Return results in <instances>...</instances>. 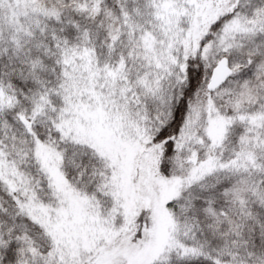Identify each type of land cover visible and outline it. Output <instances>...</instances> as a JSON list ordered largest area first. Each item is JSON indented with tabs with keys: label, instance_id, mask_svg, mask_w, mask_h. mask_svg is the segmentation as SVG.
I'll return each instance as SVG.
<instances>
[{
	"label": "snow or ice",
	"instance_id": "1",
	"mask_svg": "<svg viewBox=\"0 0 264 264\" xmlns=\"http://www.w3.org/2000/svg\"><path fill=\"white\" fill-rule=\"evenodd\" d=\"M0 264H264V0H0Z\"/></svg>",
	"mask_w": 264,
	"mask_h": 264
}]
</instances>
